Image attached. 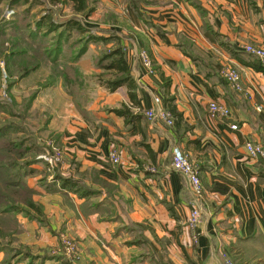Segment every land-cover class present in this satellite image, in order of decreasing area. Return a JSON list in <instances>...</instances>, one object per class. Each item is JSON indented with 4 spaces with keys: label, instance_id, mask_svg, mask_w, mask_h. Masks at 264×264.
I'll list each match as a JSON object with an SVG mask.
<instances>
[{
    "label": "crops",
    "instance_id": "crops-1",
    "mask_svg": "<svg viewBox=\"0 0 264 264\" xmlns=\"http://www.w3.org/2000/svg\"><path fill=\"white\" fill-rule=\"evenodd\" d=\"M103 2L125 22L117 35L125 37L136 86L112 92L99 82L90 103L55 130L64 169L85 191L59 188L46 204V223L21 221L20 243H30L31 255L6 261L0 252V264H65L39 258L43 247L57 244L59 230L78 240V264H264V157L245 150L250 141L264 151V70L243 51L250 44L264 48V0ZM97 48L79 61L87 87L101 72ZM226 65L239 73L242 92L221 77ZM155 98L165 108L171 102L179 126L146 117ZM211 102L227 106L230 116H212ZM176 147L202 180L199 201L189 179L171 167ZM113 150L118 166L109 159ZM195 205L203 213L198 241L188 227Z\"/></svg>",
    "mask_w": 264,
    "mask_h": 264
},
{
    "label": "rangeland",
    "instance_id": "rangeland-1",
    "mask_svg": "<svg viewBox=\"0 0 264 264\" xmlns=\"http://www.w3.org/2000/svg\"><path fill=\"white\" fill-rule=\"evenodd\" d=\"M59 1L55 3L54 0H0V46H2L0 49V128L2 132H8L0 137V156L11 153V151L7 153L9 145L21 143L26 151L28 149L23 158L14 153L9 155L13 157V163L24 165L25 171L21 170L19 173L21 176L24 175L26 187L34 190L32 195L27 194L26 187V194L20 189L15 195L13 191L8 194V200L12 204H18L20 212L16 214V217L7 216L12 226L15 225L14 218L17 219L18 226L16 224L14 228L18 230V234L11 244L7 243V247L0 248L6 261L15 259L20 254L30 256L32 253L30 243L29 245L20 243V237L26 232L21 223L22 220L46 223L48 219L46 204L50 203L49 200L55 194H61L58 191L59 188L69 189L68 193L78 196L85 191V188H81L80 185L77 188L72 185V188L66 189L62 186L63 179L76 180L77 178L75 174H72L73 172L70 174L64 169L65 154L59 143V134L57 135L55 130L62 132L64 130L62 128L69 123L71 114L77 113L76 111L90 103L89 101L95 97L96 84L99 82L104 84V81L114 77L96 65L101 52L114 48L113 43L107 45L101 43L96 49L95 59L96 69L101 72L92 78L89 77V87L86 86L79 61L87 54L90 46L97 45L89 44L80 53L81 47L87 42V37L98 34L117 35L120 30L118 27L126 26L125 22L120 21L116 9L106 6L103 0H88L86 10L88 15L76 14L73 4L67 0ZM122 3L123 5L133 4L132 0H122ZM46 15H51V19L56 24L63 26L69 20H79L86 29L85 33L73 30L71 35L64 36L68 41L64 55L60 54L57 58L58 66L53 65L52 60L46 59L44 49L52 51L53 43L57 41L59 35H63L60 32L65 29L62 28L54 33L46 29L40 34L37 32L35 42L34 39L26 38L29 31L32 30V33L37 31L36 21ZM28 24L32 25L31 28ZM120 37L125 41L124 36ZM39 45L42 47L38 48ZM57 70L65 73L57 76ZM105 190L106 195L103 193L101 197L104 202H107L110 200V193L107 188ZM93 195L96 194L93 193ZM38 199L43 205L37 203ZM32 200L36 208L28 207L27 203ZM196 233L197 239L194 240L198 241L199 231ZM57 238L56 245L43 247L40 250L39 258H58L64 260L65 264H78L82 258L78 240L60 230Z\"/></svg>",
    "mask_w": 264,
    "mask_h": 264
},
{
    "label": "trees",
    "instance_id": "trees-1",
    "mask_svg": "<svg viewBox=\"0 0 264 264\" xmlns=\"http://www.w3.org/2000/svg\"><path fill=\"white\" fill-rule=\"evenodd\" d=\"M67 1L73 4V8L76 14H86L88 0H67ZM54 2L58 3L60 1L54 0ZM86 15H88V13ZM50 16L51 15H46L45 17H41L39 20H37L35 23L37 31L34 33H32L33 32L32 30L29 31V33H27L26 38L33 40L35 37H37L38 33L40 34V32L44 29L48 30L50 33L57 32V30H60L62 28L65 29L62 32H60V34L63 35L62 36L59 35L57 41L53 43L52 51H49V49L47 50L44 49V51H46L44 52L46 59L52 60L53 62L52 64L57 65L58 64L57 58L60 54L64 55V51L67 44L66 42L68 41L66 37L65 40L64 36H66V34L71 35L73 30H77L81 33L82 32L85 33L86 29L79 20L76 19L69 20L63 26L60 24L59 25L56 24L53 21V19H51ZM28 26L30 25L28 24ZM31 26L29 28H31ZM36 39H34V42L37 41ZM101 43H104L106 45L108 43H113L114 45V48H112L111 50L101 52L96 60V65L99 68L104 69L105 72L111 73L112 76H114L113 79L104 81L105 86L112 92L121 87H128L129 89L135 88L136 82L133 76L131 75L127 63L125 47L123 46V40L120 36L116 34L89 35V37H87V42H85V45L81 47L80 53H82L83 50H85L89 44L99 45ZM37 47L41 48L42 45H39ZM1 48L2 46H0V49ZM59 67L61 68L62 66ZM64 73H65L64 71L57 70V76H60L59 74H64ZM131 97L133 99V95ZM166 106L168 107L167 109L172 113L174 117L173 126L174 127L179 126L181 120L180 114L177 112L176 108L171 105V102L168 101ZM125 108L126 107H124V111H119V113L126 114ZM6 133L2 132V129L0 128V137L4 136V134L6 135ZM7 148H9L7 149V153L8 151H11V153L3 154L2 156H0V239H2L0 240L1 249L7 247V243L11 244V242L15 240L16 234H18V230L14 228L16 224L18 226L17 219L14 218L15 225L12 226L10 222V218L7 216L13 215V217H16V214L20 212L19 211L20 207L18 206V204H12L8 200V194L10 193V191H13L15 195L19 189L24 191L25 193V187H26V181L24 179V175L21 176L19 173L21 170L25 171L24 165L23 164L21 165L20 163H13L12 161L13 157L9 154L14 153L19 157L23 158L26 152H28V149L26 151V148H24L21 143L16 144L14 146L9 145ZM17 176H19V178ZM72 185H74V188H77L79 184L78 182L72 183L71 179L62 180V186L64 189L71 187ZM26 189H27L26 190L27 194L32 195L34 190L27 187ZM27 205L28 207L36 208V204L34 203L33 200L27 203Z\"/></svg>",
    "mask_w": 264,
    "mask_h": 264
},
{
    "label": "built area",
    "instance_id": "built-area-1",
    "mask_svg": "<svg viewBox=\"0 0 264 264\" xmlns=\"http://www.w3.org/2000/svg\"><path fill=\"white\" fill-rule=\"evenodd\" d=\"M245 54L256 59L260 66L264 69V48L246 45L243 48ZM140 59L143 65L149 69L152 73V60L146 51L140 54ZM221 77L237 92H242V86L240 83V75L230 65H226L220 70ZM209 110L212 116L228 118L230 116V110L227 106L215 102L209 104ZM147 118L151 121L160 120L166 123L169 127L174 125V117L172 113L163 106L162 100L160 98L154 99V106L145 112ZM231 129L235 130L236 126H231ZM245 150L250 158L258 159L264 157V151L261 146L254 144L252 142L245 143ZM110 161L114 165H119L121 163V158L116 151H112L109 155ZM172 168L175 172H178L189 179L192 191L197 199L201 198L204 192V187L202 180L195 169L194 165L190 161L188 155H186L180 148L176 147L173 149L172 153ZM152 171L154 169H151ZM154 172V171H153ZM203 213L199 206H195L188 217V226L193 232L194 239H197V231L202 222Z\"/></svg>",
    "mask_w": 264,
    "mask_h": 264
}]
</instances>
